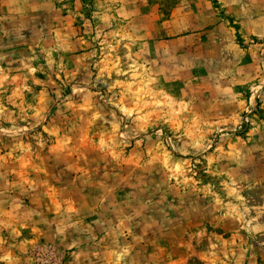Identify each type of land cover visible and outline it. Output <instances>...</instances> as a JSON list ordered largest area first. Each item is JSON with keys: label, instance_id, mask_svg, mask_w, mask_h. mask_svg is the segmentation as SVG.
<instances>
[{"label": "rangeland", "instance_id": "374dc122", "mask_svg": "<svg viewBox=\"0 0 264 264\" xmlns=\"http://www.w3.org/2000/svg\"><path fill=\"white\" fill-rule=\"evenodd\" d=\"M138 1L0 0V264H264V0Z\"/></svg>", "mask_w": 264, "mask_h": 264}, {"label": "built area", "instance_id": "2783aa9c", "mask_svg": "<svg viewBox=\"0 0 264 264\" xmlns=\"http://www.w3.org/2000/svg\"><path fill=\"white\" fill-rule=\"evenodd\" d=\"M44 253L45 257L43 259V262H45V264H60L59 259H56L52 252H50L49 250H44Z\"/></svg>", "mask_w": 264, "mask_h": 264}, {"label": "crops", "instance_id": "0c3cea01", "mask_svg": "<svg viewBox=\"0 0 264 264\" xmlns=\"http://www.w3.org/2000/svg\"><path fill=\"white\" fill-rule=\"evenodd\" d=\"M111 1H113V2H118L119 1V3H129L128 0H122V1L121 0H117V1L116 0H109L110 3H111ZM141 2L143 3V0H139L138 1L139 4H141Z\"/></svg>", "mask_w": 264, "mask_h": 264}]
</instances>
